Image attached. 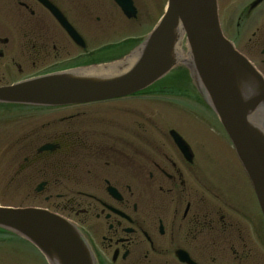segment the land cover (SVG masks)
Instances as JSON below:
<instances>
[{"label":"flooded vegetation","instance_id":"af4514ba","mask_svg":"<svg viewBox=\"0 0 264 264\" xmlns=\"http://www.w3.org/2000/svg\"><path fill=\"white\" fill-rule=\"evenodd\" d=\"M45 1L82 44L43 0H0V82L16 76L0 87L92 62L94 28L119 24L109 0ZM217 1L224 34L264 72V0ZM82 106L22 134L8 186H26L29 198L78 223L100 264H264V222L229 199L233 190L207 164L212 155L196 153L176 128L190 148L181 151L175 129L162 131L154 118L144 123L160 142L142 118H87ZM10 237L0 233V264H46Z\"/></svg>","mask_w":264,"mask_h":264},{"label":"water","instance_id":"95a60500","mask_svg":"<svg viewBox=\"0 0 264 264\" xmlns=\"http://www.w3.org/2000/svg\"><path fill=\"white\" fill-rule=\"evenodd\" d=\"M115 1L128 18L136 16L131 0ZM181 65L219 117L264 214V77L223 36L216 0H168L161 20L130 55L0 88V103L62 106L122 98ZM0 228L30 241L50 264H98L81 231L48 210L0 206Z\"/></svg>","mask_w":264,"mask_h":264},{"label":"rangeland","instance_id":"374dc122","mask_svg":"<svg viewBox=\"0 0 264 264\" xmlns=\"http://www.w3.org/2000/svg\"><path fill=\"white\" fill-rule=\"evenodd\" d=\"M141 1H144L143 3L147 5L145 6L147 17L145 12L143 13L141 11V24H137L136 28L133 30L125 31V29H123V32H125L123 34L125 35L124 37L144 36L148 34L161 17L163 7L167 2V0ZM145 9H143V11ZM110 36H113V34H110ZM101 40L104 41L101 43H92L94 48L108 42L105 36H103ZM115 41L118 40H113L111 42ZM14 78H16V76H7V78H4V80L2 79L3 81L0 83H8ZM188 88H185L184 93L187 92ZM173 92H175V90H173ZM165 95L167 96L165 97ZM176 99L180 101H176ZM199 104L189 101L187 97H176L170 93L168 89L163 92V97H159L155 100H150L148 98L131 99L122 102L86 106L82 107L81 110L88 113L87 118H115L116 120L122 118L123 120L130 121V123H132L131 120H133V118H142L140 121L147 127V133L157 136L158 142L161 141L162 134L157 132L156 135L153 131L157 130L148 125V123L146 125L144 123V118L156 119L162 131L170 129L176 130V128H179L182 134L192 143L196 153L201 152L205 155H212V162H207L199 158V167L201 168V165L207 162L209 167L217 175L215 178L219 179L221 177L224 180L223 183L228 184V188L233 190V194L232 196L230 195L229 199H232L233 203L236 204H239L240 201L243 200L246 208L253 214L255 220H260L251 186L243 172L239 170L242 169L241 165L234 154V150L228 138L212 119L214 115L206 106L201 103ZM72 112L73 109H63L56 112L50 111L40 114L25 115L24 111H12L6 108L0 110V205L47 206L53 208L52 204H46L42 199H37L32 196L29 198L27 196L26 186L19 188L8 186V180L11 172L15 169L13 167H16L15 165L22 160V156L18 154L21 147V142H19V140L22 134L42 124L48 118H54L58 115L64 116ZM23 114L24 116L21 117ZM17 115H19V117ZM209 118L212 121L208 120ZM12 162L15 164L12 167L13 170L7 172ZM80 189L86 190L87 188ZM235 190L238 192L237 195ZM259 253L261 254L260 251Z\"/></svg>","mask_w":264,"mask_h":264},{"label":"bare ground","instance_id":"6f19581e","mask_svg":"<svg viewBox=\"0 0 264 264\" xmlns=\"http://www.w3.org/2000/svg\"><path fill=\"white\" fill-rule=\"evenodd\" d=\"M183 51V50H182ZM183 53H184V51H183Z\"/></svg>","mask_w":264,"mask_h":264}]
</instances>
